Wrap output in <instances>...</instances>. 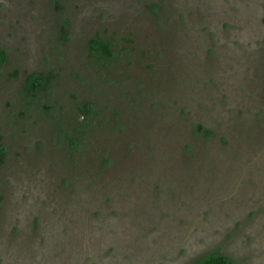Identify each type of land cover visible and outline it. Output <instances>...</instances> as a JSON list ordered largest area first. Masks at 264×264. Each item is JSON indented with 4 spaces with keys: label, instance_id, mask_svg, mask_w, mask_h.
Returning <instances> with one entry per match:
<instances>
[{
    "label": "rangeland",
    "instance_id": "374dc122",
    "mask_svg": "<svg viewBox=\"0 0 264 264\" xmlns=\"http://www.w3.org/2000/svg\"><path fill=\"white\" fill-rule=\"evenodd\" d=\"M0 50V264H264V0H0Z\"/></svg>",
    "mask_w": 264,
    "mask_h": 264
},
{
    "label": "trees",
    "instance_id": "16d2710c",
    "mask_svg": "<svg viewBox=\"0 0 264 264\" xmlns=\"http://www.w3.org/2000/svg\"><path fill=\"white\" fill-rule=\"evenodd\" d=\"M113 38H104L100 36H96L95 38H92L89 40V50L91 54L97 58L100 61L110 59L113 55V44H112ZM8 57L6 53L3 50H0V66L2 64L7 63ZM39 81L36 79H33L30 83V89L34 90L36 87H38ZM34 93L32 92V95ZM91 108L89 106L85 107L86 112H89ZM82 120L79 121L80 123V128L81 132L83 130L85 131L86 128V122L84 121V116L81 117ZM78 136V135H77ZM71 136L69 141H70V146L73 145L74 142H76V137ZM2 136L0 134V166L4 162V156H5V149L4 146L1 144ZM198 264H229L228 258L224 257L221 254H214V255H209L201 259Z\"/></svg>",
    "mask_w": 264,
    "mask_h": 264
}]
</instances>
